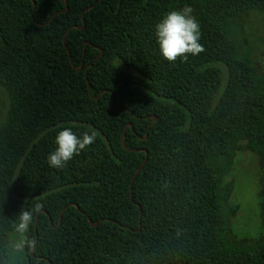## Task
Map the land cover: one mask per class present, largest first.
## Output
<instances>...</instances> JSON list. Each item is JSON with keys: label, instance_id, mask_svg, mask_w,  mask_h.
Listing matches in <instances>:
<instances>
[{"label": "trees", "instance_id": "trees-1", "mask_svg": "<svg viewBox=\"0 0 264 264\" xmlns=\"http://www.w3.org/2000/svg\"><path fill=\"white\" fill-rule=\"evenodd\" d=\"M185 7L204 51L168 62L154 26ZM248 13L264 0H0V264H264V66L235 41ZM65 127L96 139L54 169ZM241 151L263 168L250 243L226 181Z\"/></svg>", "mask_w": 264, "mask_h": 264}, {"label": "rangeland", "instance_id": "rangeland-1", "mask_svg": "<svg viewBox=\"0 0 264 264\" xmlns=\"http://www.w3.org/2000/svg\"><path fill=\"white\" fill-rule=\"evenodd\" d=\"M240 29H235V41L240 54L251 50L255 65L261 69L264 66V16L248 13L242 15L236 22ZM9 109V98L0 86V126L6 121ZM262 161L255 154L241 151L236 154L226 181L232 183L230 203L237 205L238 212L233 219L234 233L246 238L250 243L260 233L261 221L257 194L261 185ZM19 235H13L8 244L12 253L20 252Z\"/></svg>", "mask_w": 264, "mask_h": 264}, {"label": "clouds", "instance_id": "clouds-1", "mask_svg": "<svg viewBox=\"0 0 264 264\" xmlns=\"http://www.w3.org/2000/svg\"><path fill=\"white\" fill-rule=\"evenodd\" d=\"M192 8L167 12L154 26V34L161 57L175 62L178 57L187 59V55L196 56L204 51L200 43V24L192 15ZM96 133L77 135L70 127H65L55 135V148L48 154V166L54 169L64 168L74 156L93 144ZM32 217L24 212L19 228L26 230Z\"/></svg>", "mask_w": 264, "mask_h": 264}, {"label": "water", "instance_id": "water-1", "mask_svg": "<svg viewBox=\"0 0 264 264\" xmlns=\"http://www.w3.org/2000/svg\"><path fill=\"white\" fill-rule=\"evenodd\" d=\"M33 8H34V3H33ZM90 8V7H89ZM55 16V14L53 15V17ZM53 17L50 19V21L53 19ZM84 21H82V26H84ZM79 29H82V27L81 28H79ZM70 30V29H69ZM81 68H79L78 70H80ZM89 90H90V88H89ZM152 119H153V121H155L156 120V118L155 117H152ZM126 130V129H125ZM123 136H124V133H123ZM138 151H140V150H138ZM146 153V152H145ZM146 159H147V153H146V158L144 159V161H143V163H142V165L145 163V161H146ZM141 165V166H142ZM141 166L137 169V171H136V173L140 170V168H141ZM135 173V174H136ZM135 176V175H134ZM130 193H131V188H130ZM132 194V193H131ZM131 194H130V198H131ZM63 212V211H62ZM62 212L60 213V216H59V224H60V221H61V214H62ZM139 213H140V210H139ZM90 225L92 226V227H95L96 225H97V223L96 224H92V223H90Z\"/></svg>", "mask_w": 264, "mask_h": 264}, {"label": "flooded vegetation", "instance_id": "flooded-vegetation-1", "mask_svg": "<svg viewBox=\"0 0 264 264\" xmlns=\"http://www.w3.org/2000/svg\"><path fill=\"white\" fill-rule=\"evenodd\" d=\"M58 225H60V224L58 223Z\"/></svg>", "mask_w": 264, "mask_h": 264}]
</instances>
